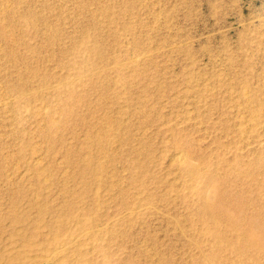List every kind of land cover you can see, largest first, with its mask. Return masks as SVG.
Here are the masks:
<instances>
[{
  "label": "rangeland",
  "instance_id": "rangeland-1",
  "mask_svg": "<svg viewBox=\"0 0 264 264\" xmlns=\"http://www.w3.org/2000/svg\"><path fill=\"white\" fill-rule=\"evenodd\" d=\"M263 247L264 0H0V264Z\"/></svg>",
  "mask_w": 264,
  "mask_h": 264
},
{
  "label": "bare ground",
  "instance_id": "bare-ground-1",
  "mask_svg": "<svg viewBox=\"0 0 264 264\" xmlns=\"http://www.w3.org/2000/svg\"><path fill=\"white\" fill-rule=\"evenodd\" d=\"M180 156V155H179ZM182 156V155H181ZM181 156H180V158L178 159V160H182L183 158H181ZM183 157V156H182ZM177 158V157H176ZM185 159V158H184ZM183 161V160H182ZM178 162V161H177ZM181 162V161H180ZM223 214L226 216V217H228V218H231V219H233V217H232V215L230 214L231 213V210L229 209V208H225V207H223ZM91 224V223H90ZM98 227V226H97ZM103 228V227H102ZM101 228V229H102ZM98 229V228H97ZM100 228H99V231L101 230ZM93 230V229H92ZM85 231V228H82V227H80V226H78V229H77V233H79V234H77V233H75V231H74V233H72L71 235H68L69 236V238H68V240H69V242L67 243V244H70L71 245V243H73L72 241L74 240V236L77 238V239H79V240H82L83 239V237L84 236H82V233ZM239 231V233H237V237H239L241 240L240 241H238V243H241V244H244L243 245V247H245L246 248V244H248V243H251V245L252 246H254L255 248H257V249H259V240L261 239V237L259 236V234H263L262 233V231H259V232H257L256 230L255 231H253L252 229H251V227L250 228H243V229H241V230H238ZM257 233H258V235H257ZM84 234V233H83ZM85 234H86V232H85ZM257 236H258V238H257ZM76 239V240H77ZM66 242V241H65ZM82 243L83 242H80V246L82 245ZM66 245V244H65ZM67 248V247H66ZM263 252H264V247H263ZM12 258H8V260H6L5 261V263L4 264H12V263H10L12 260H11Z\"/></svg>",
  "mask_w": 264,
  "mask_h": 264
}]
</instances>
